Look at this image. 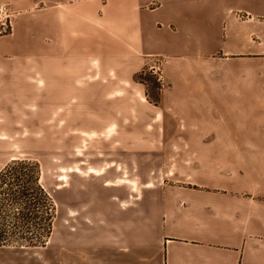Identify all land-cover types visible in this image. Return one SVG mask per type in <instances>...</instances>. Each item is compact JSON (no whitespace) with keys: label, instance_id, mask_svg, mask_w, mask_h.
<instances>
[{"label":"crops","instance_id":"0c3cea01","mask_svg":"<svg viewBox=\"0 0 264 264\" xmlns=\"http://www.w3.org/2000/svg\"><path fill=\"white\" fill-rule=\"evenodd\" d=\"M1 3L16 12L0 38L5 119H33L36 89L49 88L53 58L69 48L78 76L89 53L102 78L116 76L109 88L162 61L156 125L145 134L156 144L136 149L163 154L156 187L131 204L115 189L124 179L104 167L78 175V250L90 264H148L153 252L160 264H264V0ZM13 130L3 123L0 135Z\"/></svg>","mask_w":264,"mask_h":264},{"label":"rangeland","instance_id":"374dc122","mask_svg":"<svg viewBox=\"0 0 264 264\" xmlns=\"http://www.w3.org/2000/svg\"><path fill=\"white\" fill-rule=\"evenodd\" d=\"M14 21L15 16L10 34ZM68 53L72 56L53 58L50 80L45 83L49 88L36 89L33 119L31 115L29 120L17 119L16 114L5 119L0 113V126L7 123L17 132L0 138V148H8L0 159L37 161L40 182L56 209L52 233L44 245L32 246L30 239L20 237L17 231L27 228H14L11 218L4 222L1 227L8 235L0 246V264H90L91 254L78 250V175L91 176V167H104L124 179L115 189H123L131 204L138 202L142 191L156 187L154 178L163 176V154L136 151L156 144L154 137L145 134L156 125L152 118L162 88V61L154 57L134 80L122 83L121 88H109L111 81L119 84L115 75L109 81L102 78L87 53L78 76V48H69ZM37 79L43 84L41 76ZM9 188L8 180L0 192ZM5 202L10 215L13 209ZM153 239L149 233L148 241ZM148 264H160V254H150Z\"/></svg>","mask_w":264,"mask_h":264},{"label":"trees","instance_id":"16d2710c","mask_svg":"<svg viewBox=\"0 0 264 264\" xmlns=\"http://www.w3.org/2000/svg\"><path fill=\"white\" fill-rule=\"evenodd\" d=\"M41 169L37 161L13 159L0 170V186L10 181L11 188L0 192V246L5 245L8 231L1 225L12 220V226L27 228L18 230L32 246L44 245L50 237L56 216L54 202L40 182ZM7 195L10 198H4ZM9 201L13 212L6 214ZM26 226V227H25ZM22 233V234H21ZM30 234L31 236H27Z\"/></svg>","mask_w":264,"mask_h":264},{"label":"built area","instance_id":"2783aa9c","mask_svg":"<svg viewBox=\"0 0 264 264\" xmlns=\"http://www.w3.org/2000/svg\"><path fill=\"white\" fill-rule=\"evenodd\" d=\"M15 11L8 3L0 4V35L10 34L13 27Z\"/></svg>","mask_w":264,"mask_h":264},{"label":"bare ground","instance_id":"6f19581e","mask_svg":"<svg viewBox=\"0 0 264 264\" xmlns=\"http://www.w3.org/2000/svg\"><path fill=\"white\" fill-rule=\"evenodd\" d=\"M111 129H113V127L111 126L110 128H109V131H111ZM4 137H6L5 135H0V138H4Z\"/></svg>","mask_w":264,"mask_h":264}]
</instances>
